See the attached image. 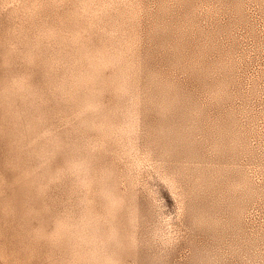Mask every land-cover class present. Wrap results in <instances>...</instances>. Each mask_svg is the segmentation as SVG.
<instances>
[{"label":"rangeland","instance_id":"obj_1","mask_svg":"<svg viewBox=\"0 0 264 264\" xmlns=\"http://www.w3.org/2000/svg\"><path fill=\"white\" fill-rule=\"evenodd\" d=\"M0 264H264V0H0Z\"/></svg>","mask_w":264,"mask_h":264}]
</instances>
